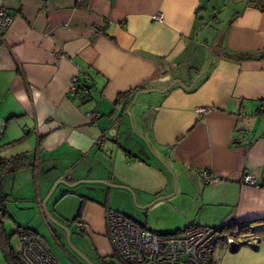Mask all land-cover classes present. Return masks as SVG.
Instances as JSON below:
<instances>
[{
    "label": "crops",
    "instance_id": "1",
    "mask_svg": "<svg viewBox=\"0 0 264 264\" xmlns=\"http://www.w3.org/2000/svg\"><path fill=\"white\" fill-rule=\"evenodd\" d=\"M85 1L0 0L13 19L0 159L25 157L0 178L4 231L31 229L53 255L43 234L68 239L71 225L91 245L83 260L99 264L117 262L108 209L162 234L227 219L264 227V0ZM135 89L137 132L114 106Z\"/></svg>",
    "mask_w": 264,
    "mask_h": 264
},
{
    "label": "built area",
    "instance_id": "2",
    "mask_svg": "<svg viewBox=\"0 0 264 264\" xmlns=\"http://www.w3.org/2000/svg\"><path fill=\"white\" fill-rule=\"evenodd\" d=\"M159 19V18H158ZM13 19L0 4V47L4 44L5 34ZM77 75L71 77L72 92L77 91ZM83 93H88L86 88ZM200 113L202 109L198 110ZM89 121L94 122L99 115L87 112ZM105 139L101 136L95 141L100 144ZM204 180L215 183L219 177L203 172ZM243 184L254 186L255 180L245 175ZM106 234L111 242L118 261L114 264H211L212 253L219 243H224L229 249L235 243L226 228L234 224L231 219L224 220L216 226L191 225L177 233L162 234L148 230L121 213L108 209L105 214ZM74 226L78 231L84 229V224L76 219ZM12 234L17 238L14 247L5 241L4 257L6 264H59L46 247L43 239L37 233L26 227L17 226Z\"/></svg>",
    "mask_w": 264,
    "mask_h": 264
},
{
    "label": "rangeland",
    "instance_id": "3",
    "mask_svg": "<svg viewBox=\"0 0 264 264\" xmlns=\"http://www.w3.org/2000/svg\"><path fill=\"white\" fill-rule=\"evenodd\" d=\"M141 101L144 102L146 99H141ZM142 104L143 107L140 108V111L146 108L144 105H148L146 102ZM121 114L125 119L126 125H129L135 132L139 131L134 112L130 107L125 108L124 112L121 111ZM66 228L69 233L68 239L64 233V235L58 237V242L54 239L58 234L54 229L52 232L53 236L49 232L43 234L44 239L51 246L52 253L59 264H92L91 262H85L83 260L84 256L79 251L81 249L87 252L90 250L91 245L84 238H78L71 225ZM5 232L9 236L12 233V228L7 222ZM8 240L14 247L17 245V238L14 235L10 236ZM234 241L238 246L237 251H232L228 247H222V249L217 248L215 250V264H264V227L260 226L253 229L250 234L239 235ZM0 264H6L2 245H0Z\"/></svg>",
    "mask_w": 264,
    "mask_h": 264
},
{
    "label": "trees",
    "instance_id": "4",
    "mask_svg": "<svg viewBox=\"0 0 264 264\" xmlns=\"http://www.w3.org/2000/svg\"><path fill=\"white\" fill-rule=\"evenodd\" d=\"M82 1H84V5H85L86 1L85 0H82ZM262 56H264V55H262ZM262 56H258V57H262ZM252 57H256V56L254 54L246 55V58H252ZM137 91L138 90L135 89V90H130L128 92H124V93L119 94L116 97L114 106L119 107L120 110L122 112H124L125 108L128 106L130 100L132 99L131 97L134 96V94ZM24 159H25V157L23 154L12 156L9 159H0V178L2 177L3 174H6L8 172H11L15 169L22 167V165H23L22 160H24ZM0 184H1V182H0ZM6 201H7V199H6L5 195L2 193L1 187H0V245H2L3 252H4V248H5V241L9 242L8 238L13 235V234H11L10 236L7 235L5 233V231L3 229V225H2L3 219L8 215L7 210H6V206H5ZM76 219H78V218H76ZM226 229H227L226 233L228 234V236L231 235L233 239L239 235L250 234L253 231V229L250 228L249 224H246L243 226H236L235 224H232ZM165 234H167V233H165ZM237 249H238V246L234 245V247L231 248L230 250L237 251ZM113 258H116V256L114 255ZM116 261H118L117 258H116ZM99 264H114V263H112V260L110 261L107 259L106 260L100 259Z\"/></svg>",
    "mask_w": 264,
    "mask_h": 264
},
{
    "label": "water",
    "instance_id": "5",
    "mask_svg": "<svg viewBox=\"0 0 264 264\" xmlns=\"http://www.w3.org/2000/svg\"><path fill=\"white\" fill-rule=\"evenodd\" d=\"M61 182H63V183H66L65 181H63V180H60ZM67 184V183H66ZM55 224H57L58 226H60L62 229H65V228H63L59 223H57V222H55Z\"/></svg>",
    "mask_w": 264,
    "mask_h": 264
}]
</instances>
